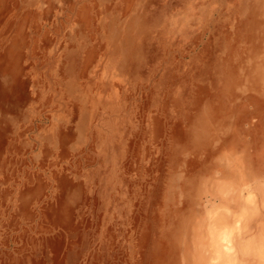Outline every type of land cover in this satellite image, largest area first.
<instances>
[{"label":"rangeland","instance_id":"rangeland-1","mask_svg":"<svg viewBox=\"0 0 264 264\" xmlns=\"http://www.w3.org/2000/svg\"><path fill=\"white\" fill-rule=\"evenodd\" d=\"M217 132L264 151V0H0V264H179Z\"/></svg>","mask_w":264,"mask_h":264},{"label":"clouds","instance_id":"clouds-1","mask_svg":"<svg viewBox=\"0 0 264 264\" xmlns=\"http://www.w3.org/2000/svg\"><path fill=\"white\" fill-rule=\"evenodd\" d=\"M225 133L207 137L189 171L184 162L169 177L187 207L170 227L179 264H264V151L254 153ZM168 201H165L167 208Z\"/></svg>","mask_w":264,"mask_h":264}]
</instances>
